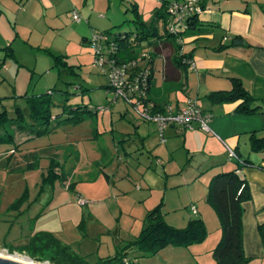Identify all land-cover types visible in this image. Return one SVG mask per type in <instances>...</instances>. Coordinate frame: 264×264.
<instances>
[{
    "label": "rangeland",
    "instance_id": "obj_1",
    "mask_svg": "<svg viewBox=\"0 0 264 264\" xmlns=\"http://www.w3.org/2000/svg\"><path fill=\"white\" fill-rule=\"evenodd\" d=\"M27 1L0 0V112L13 117L16 108L26 109L24 96L50 90H54V107L46 134L26 138L7 129L14 145L0 146V150L14 149L0 154V255L53 264L48 258L37 260L5 248H18L31 235L49 233L85 257L87 264H214L211 254L194 257L197 247L213 238V230L206 231L202 243L187 248L166 247L157 254L135 249L133 242L148 211L160 204L164 221L175 229L198 218L185 210L189 186L183 182L192 171L188 165L183 167V150L166 157L153 153L152 161L165 166V172L160 165L155 169V162L150 169V159L141 152L145 137L137 136L132 123L141 122L139 111L123 98L107 94L108 82L95 64L92 46L81 43V33L89 40L92 32L107 29L112 34L134 32L132 5L139 9L138 20L149 25L155 3L95 0L93 8L92 0H74L77 7L71 5V9L81 18L76 23L65 13L64 3L54 12L36 1L38 11L27 12ZM82 6L92 9L98 23L95 30L84 23ZM62 105L72 110L79 107L77 114L70 115L78 119L61 122L66 117ZM170 157L173 163L179 162L178 170L183 169L178 177L173 175L179 172L176 168L166 169L173 164ZM76 199L84 205H77ZM116 257L122 260L105 262Z\"/></svg>",
    "mask_w": 264,
    "mask_h": 264
},
{
    "label": "crops",
    "instance_id": "obj_2",
    "mask_svg": "<svg viewBox=\"0 0 264 264\" xmlns=\"http://www.w3.org/2000/svg\"><path fill=\"white\" fill-rule=\"evenodd\" d=\"M32 1L34 3H30ZM36 1H40L44 9L54 12L64 3L63 9L71 19V7H77L74 0H29L24 10L28 12L34 9L37 12L39 4L36 3V7ZM152 1L155 7L151 23L162 2L175 0ZM201 1L203 12L195 27L185 34L181 49L190 57L191 66H179L175 63L173 42L165 37L153 38L151 44L146 43L144 48L137 47L135 51L144 52L152 59L153 78L148 98L156 105V109L162 110L169 106L173 112H178L186 107L188 100H194L211 117L209 132L169 127L163 131L164 141L160 142L154 123L141 119V124L136 123L137 121L132 123L137 127V136L145 137L141 138V152L146 154L147 160L150 159V169L153 167L152 162H155L152 161L155 155L162 154L166 157L168 153L175 155L181 150L184 152L183 167L188 165L192 171L188 180L183 182L185 186H189L187 190H190H185L189 203L185 210L192 214L191 208H194L195 216L202 220L206 231H214L212 239L197 247L194 257L210 255L221 237L218 215L208 201L209 184L215 176L235 171L244 181L250 196L241 204L243 252L248 258L247 264H264V245L258 232V227L264 225V149L253 151L250 145L252 138H264V0ZM132 6L139 17L138 7ZM91 7L95 8V0H92ZM80 11L86 26L91 31L95 30L98 23L92 18L95 15L91 16L92 9L82 6ZM51 16L55 19V16ZM98 18L101 19V16ZM131 21L133 23L134 16ZM91 25L95 26L92 28ZM161 25L160 21L155 25L159 35L163 31ZM81 34V43L86 46L87 36L85 33ZM235 38L241 41L234 40ZM7 50V54L12 57L9 46ZM233 79H237L253 99L248 105L250 108H257L254 113L240 112L241 100L214 103L209 99L212 94L230 91ZM228 151H232L238 160L245 161L244 166L238 168L237 161L228 158ZM197 156L203 158L202 162L192 161ZM169 159L171 163L175 161L172 157ZM178 163L166 167L168 170L176 168L179 171L173 174L176 177L183 173V169L178 170L176 167ZM154 164L155 169L160 165L165 172V166L157 162ZM167 177L164 178V186L168 184ZM79 201L76 199L77 205L83 206Z\"/></svg>",
    "mask_w": 264,
    "mask_h": 264
},
{
    "label": "trees",
    "instance_id": "obj_3",
    "mask_svg": "<svg viewBox=\"0 0 264 264\" xmlns=\"http://www.w3.org/2000/svg\"><path fill=\"white\" fill-rule=\"evenodd\" d=\"M162 1L163 0H160V2ZM167 3L169 2H162L161 8L154 13V21L148 26L139 21L138 14L134 9L132 10V13L134 14V32L114 34L119 37H124L123 39H115L119 44L117 53L118 61L122 62L135 58L141 52L137 53L135 48L139 47V49H141V47L146 46V43L151 44L153 38L165 37L173 42L175 63L179 66L187 65L186 62L188 60L190 61V57L183 52L180 53L182 46L176 43L166 30L167 16L165 14V6ZM197 19L193 20L189 31L195 27ZM159 21L163 28L161 35L158 34L155 27L156 23ZM103 33L112 34L109 30L103 31ZM186 33L187 32L183 33L181 37L184 38ZM234 40L241 41L238 38H235ZM56 59L60 60L59 57H56ZM142 63V65L139 64L142 68H148L146 87L148 95L153 78V68L151 67L152 59L149 58V60H145ZM53 92L54 90H50L48 93L38 96H24L23 98L25 99L26 109L23 111L20 108H16L13 117H8L4 110L0 112V146L5 144L14 145V136L13 134H9L7 129H12L17 133H22L26 135V137L29 136L32 138L39 137L48 132L46 125H48L52 117L50 108L52 106L54 107L52 102ZM56 92L62 93L60 90H57ZM66 93L63 94L66 95ZM209 99L214 103H232L241 100L242 103L239 106V111L244 114H252L257 109L250 108L248 102L253 99L242 88L237 79L232 80V88L230 91L212 94L209 96ZM67 100L66 97L65 101ZM69 109L70 108L62 105V114L66 117H64L61 122L78 119V117L70 115L73 113L77 114L79 107L75 110ZM58 116L60 115H56V117ZM250 145L253 151L264 149V138H252ZM13 150L14 149H3L0 150V154H4V152L8 151L13 153ZM8 160L9 158L6 161L7 163L9 162ZM245 163V161L239 160L236 164L238 168H240L244 166ZM51 166H53V163H51ZM249 198L250 196L247 191V186L244 181L238 177L235 171L219 174L211 180L209 184L208 201L212 204L218 215L221 229L220 240L211 251L214 264L248 263V258L244 255L242 244L241 204ZM258 232L264 245V225L258 227ZM205 238L206 229L202 220H190L185 228L175 229L166 224L159 206H157L147 213L144 227L133 244L137 251L157 254L166 247L187 248L192 244H200ZM5 248L10 252H23L29 258L37 260L39 258H48L46 260L53 264H87L85 258L73 253L69 246L61 244L49 233H37L31 235L28 237L25 244L18 248H13L12 246H7ZM118 260L121 261L122 259L116 257L111 260L107 259L105 262H114ZM99 264H103V262Z\"/></svg>",
    "mask_w": 264,
    "mask_h": 264
},
{
    "label": "built area",
    "instance_id": "obj_4",
    "mask_svg": "<svg viewBox=\"0 0 264 264\" xmlns=\"http://www.w3.org/2000/svg\"><path fill=\"white\" fill-rule=\"evenodd\" d=\"M201 4V0H175L165 6L166 30L179 45H183L181 35L189 31L193 20L203 12ZM71 15L74 22H80L81 18L76 12H72ZM116 38L123 39L124 37L97 31L92 32L88 40V44L94 50L95 64L101 68L107 79V94L114 95V99L123 98L136 111H139L142 121L154 123L158 129L160 142L164 141L163 131L169 127L209 132L208 123L211 117L203 112L194 100H188L186 107L178 112H173L169 106H165L162 110L156 109L154 103L149 101L146 91L148 68H142L139 65L149 60V56L142 52L135 58L118 61L119 44L115 41ZM186 63L191 66V61L188 60ZM104 66L106 69H103ZM228 158L239 161L232 151H228ZM78 203L84 205L83 201ZM191 210L195 213L194 208ZM5 250L3 249L7 253Z\"/></svg>",
    "mask_w": 264,
    "mask_h": 264
},
{
    "label": "water",
    "instance_id": "obj_5",
    "mask_svg": "<svg viewBox=\"0 0 264 264\" xmlns=\"http://www.w3.org/2000/svg\"><path fill=\"white\" fill-rule=\"evenodd\" d=\"M0 264H31V263L0 255Z\"/></svg>",
    "mask_w": 264,
    "mask_h": 264
}]
</instances>
